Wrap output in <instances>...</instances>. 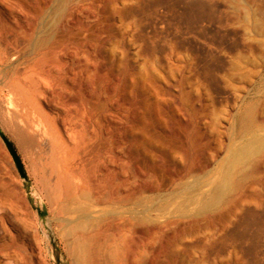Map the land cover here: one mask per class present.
I'll list each match as a JSON object with an SVG mask.
<instances>
[{"label":"rangeland","instance_id":"374dc122","mask_svg":"<svg viewBox=\"0 0 264 264\" xmlns=\"http://www.w3.org/2000/svg\"><path fill=\"white\" fill-rule=\"evenodd\" d=\"M55 1L53 10L69 0ZM112 1L102 38L94 40L103 58H89L107 63L108 72L91 79L99 92L118 74L126 95L139 101L140 122L129 136L140 141L146 162L157 159L154 169L143 164L153 179L133 195L106 201L88 188L45 190L35 180L34 135L23 127L11 90L20 73L31 74L36 60L49 57L50 18L39 16L32 37L24 38L26 50L22 41L0 42V128L22 158L36 205L48 213L41 218L32 208L0 137V264H56L54 242L64 264H116L129 251L139 259L142 236L160 251L151 256L154 264H167V250L170 264H264V0ZM1 3L4 22L9 16ZM246 109H253L248 122ZM248 145L262 147V154L236 169L233 158ZM216 190L225 192L217 210L199 212Z\"/></svg>","mask_w":264,"mask_h":264},{"label":"bare ground","instance_id":"6f19581e","mask_svg":"<svg viewBox=\"0 0 264 264\" xmlns=\"http://www.w3.org/2000/svg\"><path fill=\"white\" fill-rule=\"evenodd\" d=\"M54 1L1 0V5L8 10L5 13L9 17L4 22L0 20V42L6 39L10 47L16 46L15 44L18 41L24 43L32 37L39 16L45 14L50 18L48 26L50 25L51 40L48 41H50L49 47L53 46L48 51L49 57L36 60L32 64L31 74L20 73V77L16 79L11 90L16 108L21 111L20 115L25 124L23 127H26V131L29 130L34 135V137L30 136L33 137L31 143L34 147L33 150L36 151L31 158L35 180L43 185L45 190L63 187L68 191L77 193L80 189L84 188L85 190V188H88L96 199L105 201L114 199L116 195L125 196V193V197L133 195L141 187L145 178L153 179L148 175L149 172L145 173L143 164L147 163L151 169H154L157 162V159L146 162L141 154L140 141L129 136L130 128H136V124L140 122L139 116L141 114H138L142 111V107L136 98L131 99L126 95V86L121 87L122 79L120 80L118 74H115L114 78L112 77L113 80L110 83L106 82L102 85L101 90L97 92L91 76L93 74L95 76L96 73L101 74V76L106 75L108 65L103 63L98 66L89 60L93 56L103 58L101 47L95 45L94 40L102 38L100 26L102 20L107 19V6L113 1L99 0L96 4L92 0H79L77 2L74 0L73 3L70 0H65L67 2H63L65 4L63 8L53 10ZM58 4L61 3L58 2ZM95 22H98V25H93ZM29 35L31 37H27ZM24 38L27 40H24ZM5 44L3 43V45ZM24 44L21 47L19 43L18 47H21V49L23 47L24 49L25 47L28 48V45ZM21 49L18 48V50ZM18 57L21 56L18 55ZM18 57L16 56V58ZM130 92L132 91L130 90ZM251 111L253 109L244 114V122L249 121ZM11 116L13 118V115ZM10 119L8 121L13 122ZM9 124L12 125L10 122ZM255 133L257 132L255 131ZM29 147L32 146L28 144ZM262 147L245 146L242 152L233 158L232 166L236 168L239 165L246 164L248 158L260 154ZM7 180L9 182V179ZM217 190L209 201L202 202L200 200L202 209L199 212L205 214L217 210L223 197L222 194L225 193L221 191V194ZM68 198L69 195H67ZM127 224H130V222ZM137 229L139 230V228ZM138 241L140 242L139 247L143 249L142 253L139 252V259L136 253L129 251L126 255L118 257L116 264H135L137 259L140 264H154L151 256L161 255L160 251L143 236ZM79 252L82 253L83 260L88 263L89 259L86 258L80 247ZM164 253V257L162 255L164 261L170 264L172 255L168 250Z\"/></svg>","mask_w":264,"mask_h":264},{"label":"water","instance_id":"95a60500","mask_svg":"<svg viewBox=\"0 0 264 264\" xmlns=\"http://www.w3.org/2000/svg\"><path fill=\"white\" fill-rule=\"evenodd\" d=\"M0 137L3 140L8 152L11 155V157H12V159H13L16 167H17V170H18V173H19L20 177L24 181V187H25L26 193L28 195L29 203L31 204L32 208L39 213L41 218H45L47 216V213H48L47 209H46L45 206H43V208H40V207H38L36 205L34 196L32 195V192H31V190H32L31 179L28 176V173L26 171V168H25L24 163H23V161H22V159H21V157H20V155L18 153V150H17L16 146L7 137V135L2 131L1 128H0ZM54 247H55V251H56V264H64L62 262L59 249H58V247H57L55 242H54Z\"/></svg>","mask_w":264,"mask_h":264},{"label":"crops","instance_id":"0c3cea01","mask_svg":"<svg viewBox=\"0 0 264 264\" xmlns=\"http://www.w3.org/2000/svg\"><path fill=\"white\" fill-rule=\"evenodd\" d=\"M22 159V158H21Z\"/></svg>","mask_w":264,"mask_h":264}]
</instances>
